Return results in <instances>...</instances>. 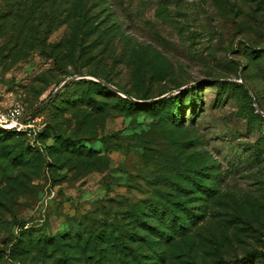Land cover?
Here are the masks:
<instances>
[{
    "label": "rangeland",
    "instance_id": "rangeland-1",
    "mask_svg": "<svg viewBox=\"0 0 264 264\" xmlns=\"http://www.w3.org/2000/svg\"><path fill=\"white\" fill-rule=\"evenodd\" d=\"M16 105L39 135L0 131V264H86L96 236L117 259L155 203L205 211L166 264L264 253V0H0Z\"/></svg>",
    "mask_w": 264,
    "mask_h": 264
},
{
    "label": "trees",
    "instance_id": "trees-1",
    "mask_svg": "<svg viewBox=\"0 0 264 264\" xmlns=\"http://www.w3.org/2000/svg\"><path fill=\"white\" fill-rule=\"evenodd\" d=\"M0 131L22 134L21 132L11 131L1 127ZM198 187L201 186L199 185ZM198 189L202 191V194L205 193L208 195L210 192L214 193L216 191L215 188L210 189L204 187ZM177 205L175 207L174 205L171 206L165 203L152 204L149 209L151 214L145 212L144 208L135 210L134 215L137 224L135 229L136 227H141L148 233V236L143 238L139 233H132L130 237L133 242L131 241L129 246H127L125 239L127 232L117 230L115 237H109L111 243L109 247L115 246L118 248L116 250L118 254L117 259L113 258V254L109 256L111 252L107 253V250L100 246L99 236H96L95 239L91 237L85 242L76 240V242L70 245V251L73 255H77L81 251L86 259V264H166L168 262L167 246L176 245L178 241L183 243L187 242L185 239L188 237L189 231L193 226L195 228L201 222L200 217L202 214H198L199 212L197 213V210L205 212L202 205L196 206L194 204V207L187 206L186 203ZM199 207L203 208L200 209ZM145 215L150 217V222L145 218ZM109 238H103V240L108 241ZM173 257L178 258L180 256ZM262 257H264L262 251L252 250L248 251L243 258H237L233 264H257L259 258ZM71 264H75L73 259Z\"/></svg>",
    "mask_w": 264,
    "mask_h": 264
},
{
    "label": "built area",
    "instance_id": "built-area-1",
    "mask_svg": "<svg viewBox=\"0 0 264 264\" xmlns=\"http://www.w3.org/2000/svg\"><path fill=\"white\" fill-rule=\"evenodd\" d=\"M24 114V108L20 105L12 106L4 110L0 109V127L24 133L30 138L37 137L39 132L35 128L36 120L31 117L25 124H22L21 119Z\"/></svg>",
    "mask_w": 264,
    "mask_h": 264
},
{
    "label": "water",
    "instance_id": "water-1",
    "mask_svg": "<svg viewBox=\"0 0 264 264\" xmlns=\"http://www.w3.org/2000/svg\"><path fill=\"white\" fill-rule=\"evenodd\" d=\"M81 78H85V77L82 76ZM76 79L77 78H73L72 80H67V81L63 82L61 84L60 88L66 86L70 81H74ZM112 89L116 90V88H114V87H112ZM55 95H56V92H54V94H52V96L48 100H46V102H44L40 107H43L44 105L50 103L51 99L54 98ZM40 107H38V108H40ZM38 108H34L29 113L25 114L23 116V118L21 119V123L25 124L34 115V113L37 111Z\"/></svg>",
    "mask_w": 264,
    "mask_h": 264
}]
</instances>
